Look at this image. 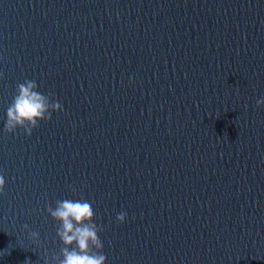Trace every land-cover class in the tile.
<instances>
[{"label": "water", "instance_id": "water-1", "mask_svg": "<svg viewBox=\"0 0 264 264\" xmlns=\"http://www.w3.org/2000/svg\"><path fill=\"white\" fill-rule=\"evenodd\" d=\"M264 218V0H0V264H236Z\"/></svg>", "mask_w": 264, "mask_h": 264}]
</instances>
